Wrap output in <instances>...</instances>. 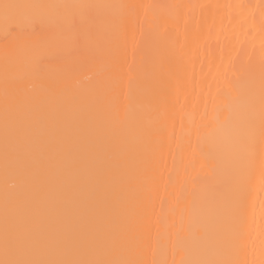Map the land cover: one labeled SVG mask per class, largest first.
Listing matches in <instances>:
<instances>
[{"label": "bare ground", "instance_id": "1", "mask_svg": "<svg viewBox=\"0 0 264 264\" xmlns=\"http://www.w3.org/2000/svg\"><path fill=\"white\" fill-rule=\"evenodd\" d=\"M3 3L0 261L264 264V0Z\"/></svg>", "mask_w": 264, "mask_h": 264}, {"label": "snow or ice", "instance_id": "2", "mask_svg": "<svg viewBox=\"0 0 264 264\" xmlns=\"http://www.w3.org/2000/svg\"><path fill=\"white\" fill-rule=\"evenodd\" d=\"M62 7H85V6H59V5H30V4H10L3 3L0 4V9L3 10L5 20H7L11 15L16 16H26L31 13L34 9L43 8H62ZM75 23V16L67 17L60 15L57 23V28H61L66 22ZM261 118L262 123H264V88H262L261 93ZM250 106V105H249ZM248 120V111H242L238 115V122L232 123L231 117L226 118V122L218 123V130L220 132V138L218 141V147L224 152H230L233 147L239 143L241 136V126ZM6 137H7V121H6ZM7 158V155H6ZM209 223H218V217L210 214L208 216ZM9 246V236L7 227V217L5 222V248ZM17 246L19 250L23 253L25 252L29 245L23 238H18ZM0 264H119L115 261H103V260H89V261H66V260H35V259H15L11 261H0ZM193 264H223V262L218 261H196Z\"/></svg>", "mask_w": 264, "mask_h": 264}]
</instances>
